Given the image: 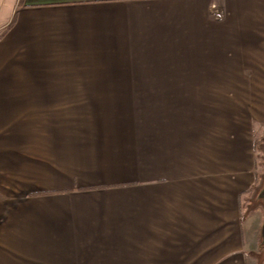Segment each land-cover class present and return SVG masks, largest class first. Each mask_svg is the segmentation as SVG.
Instances as JSON below:
<instances>
[{
	"label": "crops",
	"instance_id": "1",
	"mask_svg": "<svg viewBox=\"0 0 264 264\" xmlns=\"http://www.w3.org/2000/svg\"><path fill=\"white\" fill-rule=\"evenodd\" d=\"M0 14V264H264V0Z\"/></svg>",
	"mask_w": 264,
	"mask_h": 264
},
{
	"label": "rangeland",
	"instance_id": "2",
	"mask_svg": "<svg viewBox=\"0 0 264 264\" xmlns=\"http://www.w3.org/2000/svg\"><path fill=\"white\" fill-rule=\"evenodd\" d=\"M261 161H262V159H261ZM261 167H262L261 171L264 170V160L261 162ZM255 204H256V202H254V203L252 202V208H251L252 210H253V207H254ZM261 205H264V202H262Z\"/></svg>",
	"mask_w": 264,
	"mask_h": 264
}]
</instances>
